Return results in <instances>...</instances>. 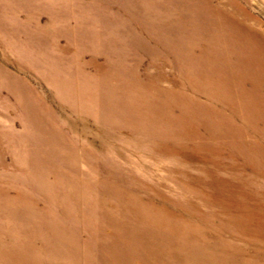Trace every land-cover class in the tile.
<instances>
[{"label":"rangeland","instance_id":"374dc122","mask_svg":"<svg viewBox=\"0 0 264 264\" xmlns=\"http://www.w3.org/2000/svg\"><path fill=\"white\" fill-rule=\"evenodd\" d=\"M231 2L264 35V0H0V264L264 263V221L248 243L196 204L218 168L213 196L233 212L251 196L227 171L264 182V130L245 147L223 125L231 104L252 110L239 101L264 110V57L231 48L250 30ZM105 72L112 95L83 80Z\"/></svg>","mask_w":264,"mask_h":264},{"label":"bare ground","instance_id":"6f19581e","mask_svg":"<svg viewBox=\"0 0 264 264\" xmlns=\"http://www.w3.org/2000/svg\"><path fill=\"white\" fill-rule=\"evenodd\" d=\"M260 1L262 2V0ZM230 4H233L231 5L232 7L231 10L235 13V16L240 17L241 20L245 19L246 29L251 30V31L250 30L243 31V33L248 36L247 37L242 34L241 39L243 38L246 39L244 43L242 42L243 46L240 44H237L235 46L234 45L231 46V48L238 49V50L251 51V54H254V51L258 52V49H260L259 52L262 53L264 57V35L260 33L262 30L258 29L257 27L260 21L258 22V18L256 17V15H253L252 13L248 12V10L246 8L241 7V5H236L234 4V2H231ZM210 13L211 11H207L208 15ZM214 16L218 18L217 23H216L217 25L216 28L218 30H221L224 26L228 28L227 26L228 23H231L230 22L231 18L229 17V15H227L226 13H221L220 11H215ZM251 20H254V24L252 23H251L252 25L246 24L247 21H251ZM251 26L256 27V29H251ZM238 34L240 35V32H238ZM66 80L62 81L63 83L61 82L62 89H66V92L71 96L75 94V97H74L75 99L79 101L80 99L82 100L85 99L86 101H92L96 99V101H98L97 96L95 94H92L94 98H92L91 96V98L89 99V97H86L87 95H85V91H81L80 89L73 87L72 85H69L71 79L70 80L68 79L69 82ZM83 80L87 81V83L92 84L95 89L98 87L107 88L108 90L104 92L105 96L109 92L111 95L114 94L115 93L114 91L117 88L115 87L117 86V82L113 81V76L111 74H107V75H104L103 77L101 76V77H96V78L86 77ZM131 91H133V86H131ZM82 102H85V101H82ZM239 102L242 105H248L252 107V110L248 112V109L244 111L240 109L237 112L236 109L238 107L234 105L235 106L234 108L233 105L231 104L230 107H232L231 108L232 111H231L230 116L233 115V118H231L229 121L225 120L223 122V125L225 127L235 128L236 134L233 137V141H235L237 144L241 146L246 147L247 138L245 137V134H247L249 131H254L257 129L264 130V110L261 111L258 108V101H251V103L250 101H239ZM114 105H115L114 102L99 101V114L102 117H106L108 114H110V111L113 108L112 106ZM227 109L229 108L227 107ZM113 115L118 116L117 113H114ZM233 119H236L239 122H242V121L244 122L242 125H240V127H238L236 124L237 121ZM257 122H262L263 126L259 128L256 127L255 124ZM207 134H210V133H207ZM242 157L243 155L239 154L237 160L234 162L235 166H237V164L239 163ZM222 170L225 171L224 168L223 169L218 168V174H219L218 187L216 189L210 188V190L206 188L203 194H200L199 196H197L198 201L196 204L197 205L200 204L209 210V211L203 212L205 213L203 214L204 219L205 218H207V220L208 219H216V220L220 219L222 221L223 227H229L230 229H233L232 231L237 238H242L244 239V241L248 243L258 242L259 237L255 233V230L251 229V227L253 226V220H254V218H252L253 214L259 217L261 221H264V182L261 179H257L256 177H252L245 173H239L235 170L227 171L229 173V176L232 178V180L241 181L242 185H240V190L238 194H245L247 195V197L250 194L251 196V201L250 199L249 201H247L243 198L242 201L238 202L239 205L237 204V206L240 208V210L239 212L238 211L233 212L230 209V206L226 204L220 205V206L217 205V203H219L217 202V197L219 198L221 195L213 196L216 193L226 192L225 189L220 190V183L221 182L222 184L225 183V180H222L223 179L222 175L224 173ZM209 197H212L211 201L209 200ZM212 203H213V207H212ZM136 214L138 216H143L147 214V216L142 217L141 222L151 223L161 228L169 227L171 224L175 222L151 210H146V214H145L142 208H137ZM257 223L259 225L255 226V228L257 230L259 229L264 230V222L262 224H260L259 222ZM260 233L264 235V231ZM248 259H251L249 264H260L258 262L259 258L256 259L254 256H252L251 258H248Z\"/></svg>","mask_w":264,"mask_h":264}]
</instances>
